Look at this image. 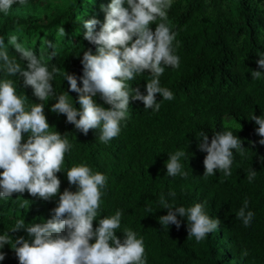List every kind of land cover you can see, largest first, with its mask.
Segmentation results:
<instances>
[{
    "label": "trees",
    "instance_id": "1",
    "mask_svg": "<svg viewBox=\"0 0 264 264\" xmlns=\"http://www.w3.org/2000/svg\"><path fill=\"white\" fill-rule=\"evenodd\" d=\"M109 3L111 0H26L24 5L13 4L7 14L0 13L3 50L22 68L26 62L8 44L11 35H16L18 42L38 58L43 53L42 63L49 71L53 66L59 69L52 82L56 96L66 95L79 108V94L70 90L65 75L75 74L78 85L83 86V52L91 48L96 54L97 50V45L84 39L87 29L83 23L96 17L103 24L106 13L101 5ZM167 16L170 30L176 33L173 46L180 66L166 67L160 84L174 98L164 101L158 93V112L145 110L142 101L130 100L128 118L121 121L120 134L107 144L97 139L99 129L85 135L66 122V115L53 112L56 96L41 102L30 86L24 88L22 78L6 77L2 69L0 80L13 81L26 110L44 103L49 132L58 131L69 141L65 170L57 173L60 194L65 189L78 190L67 179L66 169L72 166L86 165L106 176L102 213L93 221L94 229L99 219L119 210L121 227L116 235L123 242V230L130 229L138 239L142 238L146 264H264V145L259 143L264 137L258 135L255 121L249 120L254 114L264 115V74L260 79H253L251 74L253 70L264 73L257 64L259 53L264 54V0H171ZM62 27L64 32L59 31ZM150 27L155 31L156 24ZM49 40L54 49L47 46ZM150 74L145 70L129 84L146 94ZM94 100L109 107L99 94ZM229 130L243 146L239 151L233 149L231 176L224 177L217 170L215 175L204 177L207 153L198 148L196 135L208 134L210 143L215 131ZM28 135L23 134L22 143L27 142ZM178 150L186 153L180 159L182 170L188 173L186 178L167 176L165 161L169 153ZM253 169L256 176L249 182L246 176ZM170 191H175V197L168 195ZM161 194L177 207L202 203L210 218L219 219V228L200 242L188 238L186 217H178L182 221L179 229L170 225L165 230L159 217L167 215L168 210L160 207ZM246 198L247 211L254 213L249 227L236 218ZM58 202L59 194L45 201L27 191L22 195L13 193L7 200L0 198V235L10 233L20 219L26 226L46 222L53 217L52 210ZM10 234L13 240L19 236L32 239L24 229ZM90 242L94 243L95 238ZM0 251L6 253L0 264H19L10 245Z\"/></svg>",
    "mask_w": 264,
    "mask_h": 264
},
{
    "label": "clouds",
    "instance_id": "2",
    "mask_svg": "<svg viewBox=\"0 0 264 264\" xmlns=\"http://www.w3.org/2000/svg\"><path fill=\"white\" fill-rule=\"evenodd\" d=\"M24 5L26 0H0V13L7 14L13 4ZM127 4V7L125 6ZM171 0H111L101 5L106 13L103 24L93 17L85 20L83 27L87 29L84 39L97 45L96 54L88 48L83 52L82 84L78 85L75 74L66 72L70 90L78 93L80 107H74L64 94L56 96L53 80L59 69L55 66L51 71L42 63L43 53L37 55L18 42L16 35L8 38V44L19 54L20 60L26 62L21 67L15 58H10L8 51L3 50L4 38L0 37V69L6 77L23 79L24 88L29 86L39 101H48L56 96L57 103L51 110L66 115V122L73 124L85 135L91 129H99L97 139L107 144L121 132V121L128 118L130 100L142 101L145 110L159 111L162 100L170 101L173 93L160 84V77L166 67L179 68L180 58L174 54L173 42L176 33L167 24V10ZM156 24L155 31L150 25ZM97 25H100L97 30ZM59 31L64 32L62 27ZM135 38V39H134ZM47 46L54 49L51 40ZM176 46H179L177 41ZM56 53L53 51L52 56ZM257 64L264 68V54L259 53ZM79 56V55H78ZM145 70L150 71L147 80L146 94L139 88H133L129 81H134ZM253 79H260L261 71H252ZM99 94L104 107L94 97ZM44 103H37L26 110L24 98L18 96L14 83L10 79L0 80V198H12L13 193L21 195L27 191L32 197L45 201L59 194L58 206L52 211L51 219L44 223L25 224L24 219L17 220L10 233L26 230L31 241L24 236L11 238L6 232L0 235V249L10 245L15 251L19 264H146L145 247L142 238L135 232L124 229L123 242L116 235L121 227L122 213L99 219V226L94 229L93 221L101 211V197L106 188V176L101 172H93L86 165L72 166L66 169L70 185L77 186V191L65 189L60 194L61 180L57 173L63 168L65 154L70 150L69 141L56 132H49V123L44 113ZM259 126L257 133L264 137V115H252ZM29 134L26 143H22L23 134ZM198 148L206 152L204 159V177L219 172L224 177L231 176L233 149L243 148L241 139L232 131H215L209 143V135L203 132L196 135ZM264 145V139L259 141ZM243 154V153H241ZM186 153L182 150L169 153L165 161L167 176L187 177L182 170L180 159ZM264 160V157H261ZM256 171L247 173V180L255 179ZM169 196L175 197V191ZM160 207L168 210L167 215L159 217L160 223L168 231L170 225L177 229L182 221L178 217H186L188 238L202 241L209 233L219 228V219L210 218L204 211L202 203L185 208L169 203L163 194L159 197ZM249 201L236 212V218L245 227H249L254 218L252 211H247ZM148 213L152 212L149 207ZM95 238V242L90 241ZM111 242V243H110ZM247 255V252L242 254ZM6 253L0 251V261Z\"/></svg>",
    "mask_w": 264,
    "mask_h": 264
}]
</instances>
